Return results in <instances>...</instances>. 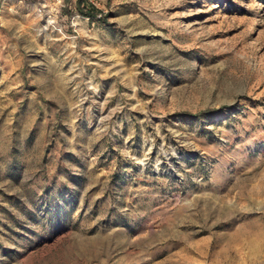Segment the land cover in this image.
<instances>
[{
  "label": "rangeland",
  "instance_id": "obj_1",
  "mask_svg": "<svg viewBox=\"0 0 264 264\" xmlns=\"http://www.w3.org/2000/svg\"><path fill=\"white\" fill-rule=\"evenodd\" d=\"M0 264H264V0H0Z\"/></svg>",
  "mask_w": 264,
  "mask_h": 264
},
{
  "label": "bare ground",
  "instance_id": "obj_2",
  "mask_svg": "<svg viewBox=\"0 0 264 264\" xmlns=\"http://www.w3.org/2000/svg\"><path fill=\"white\" fill-rule=\"evenodd\" d=\"M53 21L52 20H50V19H46L45 20V25L47 26L48 24H50V23H52ZM194 23V22H193ZM198 24V23H197Z\"/></svg>",
  "mask_w": 264,
  "mask_h": 264
},
{
  "label": "trees",
  "instance_id": "obj_3",
  "mask_svg": "<svg viewBox=\"0 0 264 264\" xmlns=\"http://www.w3.org/2000/svg\"><path fill=\"white\" fill-rule=\"evenodd\" d=\"M82 3H81V1L78 3V7H79V5H81ZM91 9H94V7L93 6H91L90 7ZM86 14H89V13H86Z\"/></svg>",
  "mask_w": 264,
  "mask_h": 264
}]
</instances>
